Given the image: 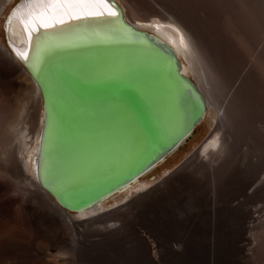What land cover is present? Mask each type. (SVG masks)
I'll return each instance as SVG.
<instances>
[{"label": "bare ground", "instance_id": "1", "mask_svg": "<svg viewBox=\"0 0 264 264\" xmlns=\"http://www.w3.org/2000/svg\"><path fill=\"white\" fill-rule=\"evenodd\" d=\"M114 1L121 7L127 22L141 31L152 34L173 49L182 65L183 75L192 79L204 96L207 111L205 120L203 119L204 122L202 121L203 123L199 127L207 123L210 131H213L200 147L197 155L202 160L213 158L215 153L217 154L226 148V143L223 141L225 128L238 114L237 110L233 111L227 101L234 85L233 81H235L233 71H237L240 77L245 72L244 80L254 77L256 80L253 78L255 81L252 80V83L255 82L257 86L261 83L264 86V82L257 83L263 78L258 77L260 73L256 72L257 69L252 70L256 66H253L254 68L247 67L250 60L247 59V56L245 58L244 54L242 56L241 53L243 52L240 51L241 46L237 45L238 41L232 39L234 36L231 38L233 34L228 33L230 36H227V31L219 28L222 25L219 21L217 23H220V26L215 27L219 29L210 31L208 35L199 21L181 7H172L175 13L177 11V16L167 15V13L160 17L156 13L157 15L146 16L142 19L137 18L138 16L135 15L137 11L135 12L123 0ZM9 2L10 0H0V264H185L182 261L185 260V255L190 251L186 249L187 252L184 255L183 243L186 239L182 240L183 235H173L178 238L183 236L179 241L182 242L181 245L167 244L169 239L165 243L167 245H164L165 240L162 239L163 250L160 251L158 250L160 247H157V251L152 252L150 247L148 248L150 257L143 259L141 255L144 252V244L142 245L141 234L139 229L137 230L136 227L132 226L131 214L137 210L138 206H143L140 205L143 200H152L153 197H157L158 194L167 190L168 184L166 182L168 180L164 182L165 184L163 183L165 189H160L158 186L151 188L156 181V178L151 179V177L158 168H162L163 163L168 158L160 161L134 182L120 188L116 193L102 199L88 209L68 213L66 211L68 209L63 207L58 199V197H63L69 189L70 180L67 171L61 164L52 163V154L55 150L54 119L51 118L50 121L47 115L43 91L44 79L32 62L36 50L46 40L56 37L66 39L79 28L94 26L98 31L100 20L106 18L107 21L102 24L116 22V20L108 18L112 16L115 10L107 2L87 5L53 3L46 6L45 10L39 11L37 15L28 14L30 18L26 21L24 16L19 13V8L15 9L9 18L5 16ZM223 2L224 5L221 2L222 6L218 8L219 11L225 7L231 9L233 6L234 9L231 10L234 11L233 15L236 11L237 14H240L241 26L245 31L243 33H246L248 38L256 37L258 39L257 46L264 52V0H224ZM218 4L220 6V3ZM169 9L171 10L170 7ZM227 10L229 11V9ZM173 11L172 13L175 14ZM157 12L159 13V11ZM223 12L226 15L230 13L226 10ZM223 12H221L222 14L219 13L218 16L223 15ZM75 13H80L78 19L73 18ZM92 23L94 24L92 25ZM41 24L48 27H41ZM224 32L227 35H224ZM28 50L30 53L27 57ZM253 64L251 63V65ZM250 74L253 76H249ZM262 89L264 87L260 91H264ZM209 118L210 120L207 122ZM199 127L194 133L198 131ZM193 136L194 134L191 137ZM186 142L169 154V157L177 153L180 148L186 145ZM39 163L40 172H38ZM165 172L167 171L163 173ZM120 202L122 203L121 206L114 209V206ZM68 211L70 212V210ZM138 214L136 215L135 212L133 215L138 216ZM165 215L166 219L168 215L171 216L169 213ZM172 215L174 216V214ZM136 216L132 218L135 220ZM162 216L161 219H163ZM250 216L251 214L248 213L246 215L245 213L240 214V217H236V220L233 221L234 224L238 223V225L236 224L237 227L233 225L234 228H232L231 222L230 229L237 228L236 231L234 230L235 232H232V229L231 232L228 230V232L234 233L232 238L228 236V232L225 233V230V232L219 230L231 239L229 246L236 252L241 253V249L244 247L243 243L249 239L248 232L251 227L248 226L246 219ZM256 217L258 216L252 218ZM185 218L187 219V217ZM152 219L147 220L148 223ZM172 220H168V223L164 221L165 226L170 223L169 221H175ZM212 221L215 223L216 220L213 219ZM235 221L237 222L235 223ZM157 222L153 220L151 223ZM161 222L159 223L162 225ZM174 225L176 228V224ZM152 226L155 228L153 224ZM158 228L156 229L158 230ZM159 230L161 233L160 228ZM216 231L218 233V229ZM216 231L215 228H212L211 234L209 233L211 240L210 238H203L204 242L208 240L210 246V258H208L210 260L206 261L207 254L204 259L198 250L202 262L214 264L217 259L221 258L222 254H219V247L221 246L219 245L223 243L220 242L218 245L216 240L218 236H223V234L219 232L220 235H217ZM169 232L168 238L173 234ZM227 236L226 239L228 240ZM173 240L178 241L174 238L171 241ZM191 244L190 242V247L193 246L192 248L197 249L195 243V247L194 244ZM223 245L227 246V244ZM223 245L221 249L223 247L226 249ZM132 247L137 254L134 259L130 258ZM193 251L194 249L191 252ZM221 251L220 253H222ZM231 251L227 253L226 250L224 254L231 256ZM236 252L230 258L233 259V256H238L235 255ZM191 255L193 253L186 255V258ZM221 260L218 261V264L224 262Z\"/></svg>", "mask_w": 264, "mask_h": 264}, {"label": "water", "instance_id": "2", "mask_svg": "<svg viewBox=\"0 0 264 264\" xmlns=\"http://www.w3.org/2000/svg\"><path fill=\"white\" fill-rule=\"evenodd\" d=\"M106 2L117 13L108 18L116 22L102 24L105 18L98 31L91 26L66 39L50 38L32 62L44 79L47 115L54 119L52 163L61 164L70 180L58 199L74 212L167 159L207 111L173 49L127 22L116 1Z\"/></svg>", "mask_w": 264, "mask_h": 264}, {"label": "rangeland", "instance_id": "3", "mask_svg": "<svg viewBox=\"0 0 264 264\" xmlns=\"http://www.w3.org/2000/svg\"><path fill=\"white\" fill-rule=\"evenodd\" d=\"M123 1L126 2V4L130 8L135 10V12L137 11L135 13L136 17L138 16L137 18L143 19L144 17L146 18V16H152L157 14H159L158 16L163 17L167 13V15L177 16L176 14L178 13L176 9L175 13L172 10V7H181L188 11L189 14H191L195 19L199 21V23L203 26L207 34L210 31H216V29L219 28H221V30L223 29L225 32L227 31V34H233L231 35V38L234 36L232 39H235L234 41H238L237 45L241 46L240 51L243 52L241 53L242 56L244 54V57L247 56V59L250 60L248 64L249 66L247 67L256 66L255 69L252 70L257 69L256 72L260 73L258 77L261 76V78H263L262 80H264V52L261 51V49H259V47L257 46L258 39L256 37L248 38L247 35H245L246 33H243L245 31L241 26L240 14H237L236 11L233 15L234 11H231L234 9L233 6V8L231 7V9L225 7L229 9V11L225 8L222 11L220 10L221 12H223L224 10H226V12L231 11V14L229 13L230 15L228 13V15H226L225 12H223V15H221L222 13L219 11L218 8L222 6L221 2L224 5V0H204L205 2L203 0H155V2L154 0ZM151 2L153 3V5ZM218 3H220V6H218ZM153 7L155 8L153 9ZM169 7L171 8V10L169 9ZM201 10H203V12H201ZM157 11H159V13ZM169 11L171 12L169 13ZM172 11L175 14H173ZM219 13H221L220 16H218ZM237 16H239L240 19ZM218 21L222 25L219 28H215L216 26H220V23H217ZM212 27L215 29H213ZM225 32L223 34L227 35L225 34ZM211 33L213 34V32ZM227 36L230 35L228 34ZM250 62L254 64L251 65ZM245 74L246 73L244 72V76L241 75L240 77L238 76L239 73H237V71H233V77L235 81H233L234 85L230 92L231 96H228L227 101L229 102L233 111L235 112V110H237L238 114L232 119L233 121L229 122L228 126L225 128L226 132L223 136V141L224 143H226V148H224L221 152L217 154L215 153V156L210 159L204 158L202 160L201 157H198V150L210 137L213 131H210L207 123H204L201 127L198 126V131L194 133L193 137H190V139L186 142V145L180 148L177 153L168 157V159L162 165L163 169L161 167L158 168V172L156 171V173H154L151 177V179L156 178V181L153 183L151 188L153 186H158V188L160 189H165V185H163V183L168 180L166 182L168 184L167 190L158 194L159 196L153 197L157 199L152 198V200H143L144 204L141 201L142 203L140 202V205H143V208L140 206H136L137 210H134L133 212V214L136 212V215L140 213L138 214L139 217L131 214V211V216L134 218L136 216L135 220L131 217V219H133V223L131 222L132 226L136 227L137 230L139 229V233L141 234L142 238V245L144 244V252H142L141 255L143 259H147L150 257V251L148 248L151 247L150 250L153 252L157 251V247H160L158 250H163L164 245L167 244L181 245L182 242L179 241H181L180 238L184 236L182 240L184 238L186 240H190H188V242H186L185 240V242L183 243L185 247L184 255L187 252L186 249L190 251V254L193 253V255L186 258V255H190L187 252L184 257L185 260H183L182 262H185V264H204L205 261L202 262L203 260H201L200 258L202 255V257L205 259V256L207 254L205 260H210L208 259L210 258V246L208 245L207 239V241L204 242V237L208 239L211 237L210 232L212 231V228H215V231L218 229V233L216 231L217 235L219 234L220 229L222 231L225 230V233H227L228 230H230L231 232V229L234 228L236 224L238 225V223H236L237 221H235L236 224H234L233 222L234 220H236V217H240V214L242 213H245V215L248 213L251 214V216L248 217L251 219L247 218L246 220L248 226H250L251 228H249L250 230L248 232L249 239L243 243L244 247L241 249V253L234 251V249L229 246V242L231 241L230 238H232L231 236H233L234 233L228 232L227 234L230 237L229 238L225 233L220 232L221 234H223L225 239L219 234L220 237L216 236V241L218 242V245L221 242L223 244H227V246L222 244L226 248L224 249L223 247V251V249H221L222 245H219L221 246L219 248L222 250L221 251L219 249V254H222L220 257L223 259H217L214 264H218V261L220 260L224 261L222 263L220 262V264H264V91H260V89L264 86L261 85V83L259 86L255 85V82L252 83L254 77H251L252 79L245 78L244 80V77H246ZM249 76L253 75L250 74ZM262 80H259L257 83L259 84L260 81L264 82ZM249 82L251 85L249 84ZM258 95L260 98L258 97ZM209 120L210 118L207 122H209ZM164 171L167 172L163 173ZM178 179L181 181L179 182ZM121 204L122 203L120 202L119 204L114 206V209L121 206ZM134 209L136 208L134 207ZM138 209H140V212L138 211ZM66 211L68 213H71V211ZM170 212L174 214V216ZM168 213L173 217L169 216ZM165 214L168 215V220H175L174 222H172L173 220L169 221L170 223L167 224L169 226L166 225L167 227L165 226V224L168 223V220L166 219ZM153 215L155 216V218H153ZM160 215H164L162 216L163 219H161ZM190 215L192 216L190 217ZM252 215L254 217H258L252 218ZM158 216L160 220L159 218H157ZM164 217L166 220L164 219ZM185 217H187V219ZM190 218L191 220H189ZM149 219H152L151 222H153V220L154 222H157L158 220L159 222L162 221V225L159 222L148 223V221H150ZM213 219L216 220L215 223H213ZM136 220H138V222H136ZM173 223L176 224V228ZM152 224L155 226V228L152 226ZM155 224H157L158 226ZM230 225L232 226L231 229ZM158 227L161 229V233ZM156 228H158V230ZM208 229H210L211 231ZM236 229H232V232L234 230L236 231ZM208 231H210V234L208 233ZM168 232L173 233L171 237L169 236V238ZM158 233L162 235L160 236V234ZM164 233L165 235L167 234V237H165ZM229 233L232 235H230ZM174 234L175 236H183H179L178 238L173 236ZM196 234L199 238L196 237ZM226 236L228 237V240L226 239ZM173 238L175 240L177 239L178 241H171ZM162 239L165 240L164 245ZM167 239H169V241ZM197 239L200 241L198 242ZM225 240H227V243H224ZM167 241L169 243H167ZM190 242L192 243L191 245L195 243L197 245V249L192 248L193 246L190 247ZM195 244L194 247L196 246ZM133 248L134 247H132V251L130 254L131 259L137 257V254L135 253V251H133ZM192 249H194L193 252H191ZM198 250L200 251L199 254H202L201 256H199ZM226 250L227 253L231 251V256H226L224 254V252L226 253ZM220 251L222 253H220ZM233 251L236 252L237 254L235 253V255L238 256H233L232 259L230 257H232V254L234 253ZM195 256H197L198 258ZM194 257L198 260V262ZM227 257H229V260L231 259L229 262L227 261L228 259H226ZM234 257L236 258L234 259ZM205 264H211V262H205Z\"/></svg>", "mask_w": 264, "mask_h": 264}, {"label": "snow or ice", "instance_id": "4", "mask_svg": "<svg viewBox=\"0 0 264 264\" xmlns=\"http://www.w3.org/2000/svg\"><path fill=\"white\" fill-rule=\"evenodd\" d=\"M42 2L46 3H55V4H75V5H87V4H93V3H105L106 0H42ZM87 15V14H85ZM117 13L113 12L112 16H116ZM80 16V13H75L73 18L78 19ZM41 27L47 28V25L41 24ZM39 39V37H37Z\"/></svg>", "mask_w": 264, "mask_h": 264}]
</instances>
